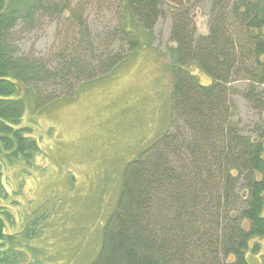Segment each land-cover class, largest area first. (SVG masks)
<instances>
[{"label":"trees","instance_id":"1","mask_svg":"<svg viewBox=\"0 0 264 264\" xmlns=\"http://www.w3.org/2000/svg\"><path fill=\"white\" fill-rule=\"evenodd\" d=\"M162 8L163 0H121L123 24L104 37L89 30L77 8H59L52 0H0V264H41L37 248L26 244L37 236L33 226L8 231L12 215L2 206L5 165L34 168L41 154L32 128L22 125L27 102L37 112L109 73L166 17ZM168 10L174 43L168 52L170 132L126 165L89 264H248L247 253H259L253 241L264 237V0H212L208 35L198 38L187 3ZM64 12L74 32L54 55L18 54L10 35L18 23L30 29L39 17ZM114 42L120 43L117 54L110 53ZM96 46L100 54H92ZM235 83L245 87L238 90ZM238 95L259 120L248 135L233 120Z\"/></svg>","mask_w":264,"mask_h":264},{"label":"rangeland","instance_id":"2","mask_svg":"<svg viewBox=\"0 0 264 264\" xmlns=\"http://www.w3.org/2000/svg\"><path fill=\"white\" fill-rule=\"evenodd\" d=\"M52 1L59 8H77L89 30L103 31L104 37L123 24L121 0ZM166 3L162 8L166 17L150 33L145 31L136 51L126 49L122 61L109 73L78 84L76 93L59 95L37 112L34 103L27 102L22 125L32 128L41 154L34 168L5 165L8 196L2 206L12 215L13 226L8 231L17 234L26 225L33 226L37 236L26 244L37 248L34 257L41 264H89L94 260L103 227L119 199L126 165L170 130L172 65L168 52L174 43L170 41L171 4ZM185 3L195 13V38L207 36L212 0ZM200 5L202 10H198ZM69 18V12L39 17L30 29L18 23L10 33L18 54L42 59L54 55L67 32V37L74 32L66 22ZM96 47L92 54L102 51ZM119 47L114 42L110 53L117 54ZM190 68L202 85L208 84L194 65ZM234 87L242 90L245 84ZM234 102L233 120L248 135L250 124L259 120L239 95ZM253 242L259 245V253L248 252V264H264V237Z\"/></svg>","mask_w":264,"mask_h":264},{"label":"bare ground","instance_id":"3","mask_svg":"<svg viewBox=\"0 0 264 264\" xmlns=\"http://www.w3.org/2000/svg\"><path fill=\"white\" fill-rule=\"evenodd\" d=\"M196 26V25H195ZM202 35V34H201ZM170 132V131H169Z\"/></svg>","mask_w":264,"mask_h":264},{"label":"crops","instance_id":"4","mask_svg":"<svg viewBox=\"0 0 264 264\" xmlns=\"http://www.w3.org/2000/svg\"><path fill=\"white\" fill-rule=\"evenodd\" d=\"M208 80V79H207Z\"/></svg>","mask_w":264,"mask_h":264}]
</instances>
